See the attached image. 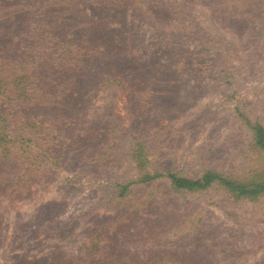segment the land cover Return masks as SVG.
Returning a JSON list of instances; mask_svg holds the SVG:
<instances>
[{"label": "rangeland", "instance_id": "obj_1", "mask_svg": "<svg viewBox=\"0 0 264 264\" xmlns=\"http://www.w3.org/2000/svg\"><path fill=\"white\" fill-rule=\"evenodd\" d=\"M82 1L89 17L109 20L111 0ZM6 4L0 0V65L8 52L23 51L18 44L24 32L5 15ZM184 4L179 9L198 26L179 39L177 53L161 55L169 67L144 93L128 95L133 86L125 82L90 87L82 74L80 92L59 117L47 99H16L0 81V151L7 157L0 165V264H86V248L100 232L105 252L126 256L129 263L264 264V195L236 201L214 186L175 193L164 177L130 182L137 169L124 154L127 138L135 137L149 138L151 158L162 171L170 167L197 176L202 164L211 163L239 178L264 174L244 118L264 124V15L251 18L234 0ZM136 9L126 5L123 23L138 59L145 60L161 38L156 21ZM208 35L218 38L216 47L200 51ZM190 51H196L194 62L177 67L173 55ZM10 63H2L1 71L24 75ZM108 147L101 157L98 150ZM17 165L20 174L33 175L31 184L15 190L17 183H2L11 181ZM120 182L130 183L129 194H117ZM95 224L101 231L92 234Z\"/></svg>", "mask_w": 264, "mask_h": 264}, {"label": "trees", "instance_id": "obj_2", "mask_svg": "<svg viewBox=\"0 0 264 264\" xmlns=\"http://www.w3.org/2000/svg\"><path fill=\"white\" fill-rule=\"evenodd\" d=\"M6 1L5 15L9 19H17V25L24 32L21 35L18 34L22 37V42L18 44V47H21L23 51L14 56L8 52L4 61L2 62L1 59V62L4 64L9 61L15 66L19 65L16 70H24V75L15 76L13 68L4 73L1 71V63L0 81H5L3 90H7L10 96H15L16 99H22L24 102L34 103L45 98L57 110L59 117L68 113L70 103L80 92L82 85L78 89L77 82L82 74L90 87L125 82L133 86V88L129 87L128 95L136 92L144 93L149 86L157 84L155 80L158 75L169 67L166 61H162L161 55L169 51L177 53L175 48L178 46L179 39L185 38L188 32L198 26L189 12L179 9L185 6L186 0H180L173 5H167L161 0H111L109 20L89 17L84 8L79 5L83 2L82 0ZM129 3L135 5L137 15L156 21L154 31L161 38L158 43H153L154 51L145 60L138 59L135 39H129L126 34L128 30L123 19L126 5ZM234 3L241 7L244 6L245 9L247 7L251 18L264 15V0H234ZM187 16H189L188 24H184L183 20ZM111 22H119V26ZM181 32L182 35L174 37L176 33ZM217 39L216 36L208 35L200 51L215 48ZM161 51L162 54H160ZM200 51L198 53H202ZM194 53L196 51L174 54L175 65L179 67L183 62L191 64L194 62ZM68 84L72 86L67 87ZM244 118L250 140H252L253 147L261 153L264 167V124L258 120V117H254L253 120L248 117ZM127 139L129 147L124 155L137 169L136 177L130 181L134 184L156 181L164 177L170 190L175 193L202 192L214 186L223 189L236 201H256L264 195V174L254 172L247 177L239 178L211 163L202 164L200 174L197 176L186 174L183 169L175 170L170 167L162 171L151 158L153 149L149 145V138ZM110 149L111 147L105 149L106 151L98 150V153L104 157ZM4 157L7 159L6 153L1 150V166L5 162ZM20 170L22 166L17 165L16 170L10 174L11 181L2 184L7 186L17 183L15 190L31 184L32 180L29 177L33 173L20 174ZM18 173L20 177L13 180L12 177ZM1 176L0 171V182ZM21 180L26 184H21ZM117 184H119L117 185L119 196L130 193V183ZM0 188L3 187L0 185ZM131 194L133 195V192ZM110 226L115 227L114 220L107 227L109 233H111ZM90 229L91 233L101 231L97 224ZM104 237V233L100 232L91 239L92 243L86 248L90 261H85L86 264H136L129 263L126 256L116 257V253L113 255V253L105 252L107 243L99 244ZM121 257H126V259ZM19 264L39 263L26 261ZM42 264H59V262L54 260ZM60 264L85 263L72 259Z\"/></svg>", "mask_w": 264, "mask_h": 264}]
</instances>
